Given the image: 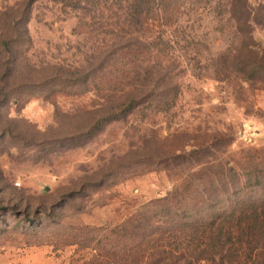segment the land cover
<instances>
[{"label": "rangeland", "instance_id": "obj_1", "mask_svg": "<svg viewBox=\"0 0 264 264\" xmlns=\"http://www.w3.org/2000/svg\"><path fill=\"white\" fill-rule=\"evenodd\" d=\"M84 1L0 0V264H219L163 253L207 236L140 252L131 232L264 201V0H181L145 26L164 54L124 49L116 0ZM253 228L230 264L264 258Z\"/></svg>", "mask_w": 264, "mask_h": 264}, {"label": "trees", "instance_id": "obj_2", "mask_svg": "<svg viewBox=\"0 0 264 264\" xmlns=\"http://www.w3.org/2000/svg\"><path fill=\"white\" fill-rule=\"evenodd\" d=\"M180 1L181 0H116L115 5L122 14L117 18V23L122 26L123 35L130 40L127 46H124V49H133L134 52H139V49H144L147 54L151 52L164 54L166 49L165 46L167 45L165 33L157 31V34H150L145 26L150 25L156 29H161L163 26H168L169 23L173 24V17L175 14H172V12L176 10ZM83 3L89 6L90 9L79 6L81 3L75 4L79 6L81 10L94 11V13L98 11L99 0H87ZM87 76L88 74L84 77ZM79 79L83 80L84 78ZM139 106L140 103L137 98L129 99L126 103L119 105L103 117L94 126V132L101 131L107 124L123 120L125 117L133 114ZM259 179L261 178H254V183L250 185L262 186L264 182ZM248 181L251 182L252 180L248 179ZM238 191H235L234 194H238ZM241 202L243 203L242 207H236L231 211L227 210L219 214H212L211 219L200 226H198L196 222H193V220L183 224L178 221L175 222L171 217L163 220L157 228L155 227L156 225L151 227V224H138L131 232V234L134 235V240L137 242L135 243L136 248L139 246L138 251H144V249L149 246L154 234H159V230L163 232L160 239L167 242H171V239L178 242L179 237H177V235L179 232L184 236L191 233V237L196 236V239L207 236L204 239L208 241L202 242V240L199 239L197 242L194 241L193 244H189L185 247L183 246L184 242H180L177 247H174L173 244L170 243L163 253L166 256L177 255L179 256L177 259L181 260L186 257V254H190V251H198L196 256H206L208 261L215 262L217 260L219 264H230L231 261L235 259L231 254L233 251L238 252V249H240L244 243L243 241L249 238L250 232L254 230L253 224L261 225L262 231L258 235L264 236V201L254 200V203H246L244 200ZM259 204L262 206H259ZM235 210H238V213H236ZM168 221L170 226H167ZM242 221L248 224L247 227H240L242 226ZM250 222L251 224H249ZM162 226H167L166 230H163L164 228H161ZM237 231L239 232L238 235L236 234ZM199 234H201V236H199ZM123 235H125V232H123ZM179 253L180 255H178ZM200 260L201 257H196L195 260L193 258V261L188 260L186 264H196L197 261ZM177 262L178 260H175L171 264H176ZM236 262L241 264L244 263V260H236ZM260 264H264V258Z\"/></svg>", "mask_w": 264, "mask_h": 264}]
</instances>
